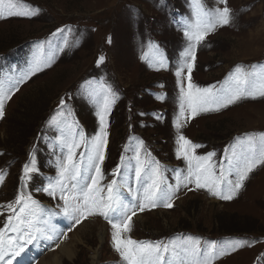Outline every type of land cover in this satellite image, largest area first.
Masks as SVG:
<instances>
[{"label": "rangeland", "instance_id": "obj_1", "mask_svg": "<svg viewBox=\"0 0 264 264\" xmlns=\"http://www.w3.org/2000/svg\"><path fill=\"white\" fill-rule=\"evenodd\" d=\"M18 2L25 11L30 6L38 12L32 17L0 19V81L6 85L14 83L29 70L38 51H42L50 66H41L42 70L19 84L5 102V116L0 119V171L5 173L4 182L0 183V205L15 200L21 190L23 167L34 158L38 172L30 174L23 191L39 202L40 221L49 224L55 219L59 230L55 244L45 245V239L41 238L38 244L27 248L29 255L20 263L44 264L39 259L53 253L57 243L68 234L74 256L63 257L60 264H123L111 244V225L103 217L97 215L82 221L87 223L84 230L79 227L82 222L71 228L74 221L60 213L58 205L63 202L59 194L54 199L38 190L56 176L55 163L62 152L57 140L62 129L49 122L58 112L67 111L59 106L63 98L86 137L95 135L98 130L95 106L85 89L89 82L103 78L119 98L109 114L102 183L113 179L112 169L121 163L122 154L125 164H135L132 158L138 139L164 165L166 183L175 186L177 171L182 176L187 174L186 162L178 159L175 152L174 120L179 112L175 71L188 43L182 26L185 18H191L190 0ZM204 3L208 8L224 6L217 0ZM227 6L232 10L231 23L210 33L197 48L192 79L201 87L211 84L219 87L237 65L246 71L264 65V0H227ZM57 28L64 32L53 36ZM65 37L69 46L58 51ZM149 42L159 46L167 68L157 71L140 59ZM101 55L105 56V62L97 66L96 60ZM182 123L185 126L181 132L202 145L195 150L198 155L216 153L213 159L218 172L226 148L230 157L248 135L264 133V98L242 99ZM121 174L132 188H137L134 168L122 165ZM123 198L132 199L126 189ZM171 202V208L159 205L138 212L142 217L138 220L137 215L133 217L129 235L136 240L173 243L187 237L198 238L201 245L215 242L226 253L218 255L213 264H264V165L249 174L244 187L230 201L189 184L174 191ZM0 212L3 227L9 213L5 209ZM102 224L106 225V231L100 238L98 231ZM75 233L80 241L73 237ZM237 241L247 243L233 252L227 246ZM95 251L96 260L92 257Z\"/></svg>", "mask_w": 264, "mask_h": 264}, {"label": "snow or ice", "instance_id": "obj_2", "mask_svg": "<svg viewBox=\"0 0 264 264\" xmlns=\"http://www.w3.org/2000/svg\"><path fill=\"white\" fill-rule=\"evenodd\" d=\"M217 2L224 6L208 8L204 0H190L191 18H185L182 26L183 35L188 43L181 53V62L175 71L179 87V112L175 117L174 127L177 132L176 156L186 162L187 174L182 176L177 171L175 186L166 183L164 165L152 157L151 153L145 150L144 142L138 139L132 158L135 164H125V156L122 154L121 163L112 169L113 179L106 184L102 183L104 180L102 166L106 159L109 137V114L119 98L113 86L103 78L89 82V87L85 89L88 99L95 106L98 121L95 135L90 139L86 137L63 98L60 99L59 106L61 109L67 108V111L58 112L49 122L62 129L61 135L57 138L62 152L55 163L56 176L38 190L54 199L59 194V200L63 202L62 205H58L60 213L74 221L71 228L88 217L97 215L103 217L111 225V244L123 264H213L218 255L226 254L215 242L205 246L201 245L198 238L192 237H187L180 243L136 240L129 235L132 231L133 217L138 212L159 205L173 207L171 202L173 193L181 185L187 187L192 184L196 190L204 189L213 197L230 201L244 187L249 174L258 166L264 165V133L259 136L248 135L239 150L234 149L230 157L227 156L226 148V156L221 157L217 172V162L213 159L216 153L198 155L195 150L202 145L194 143L181 132L185 126L182 121H190L201 113L219 111L242 99L264 98V65L253 71H246L237 65L235 70L220 82L219 87L214 84L201 87L192 79L198 46L205 43L210 33L219 27L229 25L232 21V10L227 6V0ZM37 12L38 9L34 10L30 6L28 10H23L18 0H0V19L32 17ZM62 32L64 29L57 28L52 35ZM68 32H71L70 28ZM68 46L65 37L58 51H63ZM105 59V56H99L96 60L97 66H101ZM140 59L147 61L149 66L157 71L167 68L165 58L154 42H149ZM41 66L49 67L50 64L48 59L43 57L42 51H38L29 70L14 83L6 85L4 81H0V119L5 116V102L11 98L18 85L40 72ZM9 80L11 81V78ZM163 98L157 96V99ZM157 119L160 117L157 116ZM81 148L84 150L78 151ZM122 165L134 168L137 188H132L122 177ZM37 172L36 161L31 158L30 163L23 167V174L20 177L21 190L15 200L0 205V209H5L9 213L3 227H0V264H14V261L19 264L29 245L38 244L41 238L50 241L55 239L54 235L48 234L54 230L48 227L47 221L43 222L44 226H39L41 225L39 202L31 194L23 191L31 178L30 174ZM118 176H121L120 180L116 179ZM4 179L5 173L0 171V183H3ZM124 189L131 195V200L123 198ZM245 243L247 242L237 241L227 247L234 252Z\"/></svg>", "mask_w": 264, "mask_h": 264}, {"label": "bare ground", "instance_id": "obj_3", "mask_svg": "<svg viewBox=\"0 0 264 264\" xmlns=\"http://www.w3.org/2000/svg\"><path fill=\"white\" fill-rule=\"evenodd\" d=\"M141 217H142L141 215L137 214L136 218L135 217L134 218H135V220H138ZM53 220H55V219H51L50 223L49 224L47 223L48 227L54 230L53 232H49L48 234L49 235H54L55 239H57L59 237V234H57L58 231H59L58 230V223L54 222ZM43 222L44 221L41 220V225L40 226H44ZM86 225H87L86 222H82L81 225L79 226L80 230H82V229L84 230L87 227ZM105 229H106V225L102 224L100 229H99V231H98V235L100 236V238L103 237V233L106 231ZM77 235L78 234L75 233V234H73V237H77ZM54 240L50 241V240H46L45 239L44 243H45V245L48 244V243H51V242H53V244H55L56 241H54ZM78 240L80 241L81 239L78 238ZM72 244H73V242L72 241L70 242V236L67 234L61 241H59V243H57V245H56L57 249L53 253L51 252L49 254H45V255H48V256L41 257L39 259V262L44 263V264H60L63 257L64 258H68V259L73 258V256H74V251H73L74 246ZM32 247L33 246H31V248ZM28 255H29V251H27V249H26V252L23 255V257H28ZM92 257H93L94 260L97 259L98 255H97L96 251L93 253ZM20 261L21 260H19V264H21ZM14 264H17V262L14 261Z\"/></svg>", "mask_w": 264, "mask_h": 264}]
</instances>
